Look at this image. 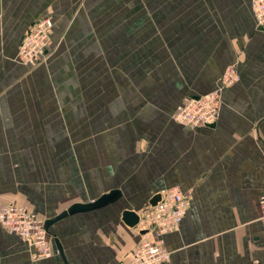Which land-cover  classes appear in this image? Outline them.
Masks as SVG:
<instances>
[{
  "label": "crops",
  "instance_id": "1",
  "mask_svg": "<svg viewBox=\"0 0 264 264\" xmlns=\"http://www.w3.org/2000/svg\"><path fill=\"white\" fill-rule=\"evenodd\" d=\"M0 13L13 35L0 43V205L45 220L120 191L53 222L46 256L0 223V264H126L146 236L121 210L140 214L174 185L190 204L163 234V264H264V27L251 0H0ZM46 14L54 50L34 66L13 59L16 37ZM232 63L239 79L213 125L171 119Z\"/></svg>",
  "mask_w": 264,
  "mask_h": 264
},
{
  "label": "built area",
  "instance_id": "2",
  "mask_svg": "<svg viewBox=\"0 0 264 264\" xmlns=\"http://www.w3.org/2000/svg\"><path fill=\"white\" fill-rule=\"evenodd\" d=\"M251 7L257 26L264 27V0H251ZM50 17H44L30 28L19 45L18 56L23 62H37L48 50ZM239 79L237 64L225 67L216 87L200 95H187L178 102L173 117L188 127L208 125L215 122L221 105L222 90ZM161 199L155 205H148L139 215L137 226L147 229L146 238L135 247L126 264H163L170 257V249L164 244L163 234L177 228L189 207V197L178 185L161 190ZM260 218H264V191L258 196ZM0 223L17 233L28 245L36 249L37 256L50 254L48 231L44 219L34 211L16 202L0 205ZM152 235V238H149Z\"/></svg>",
  "mask_w": 264,
  "mask_h": 264
},
{
  "label": "water",
  "instance_id": "3",
  "mask_svg": "<svg viewBox=\"0 0 264 264\" xmlns=\"http://www.w3.org/2000/svg\"><path fill=\"white\" fill-rule=\"evenodd\" d=\"M213 123L214 122H211L208 125H213ZM119 196H120V191L118 189H112L108 192L101 194L99 197H97L94 200L87 201V202H74L71 205H69L66 209L60 211L54 217L45 219L44 220L45 228L47 229L48 232H50L49 226L53 222L57 221L58 219L66 216L68 214H71V213H75L78 211L90 210V209H93L95 207H99V206L105 205L107 203L113 202ZM160 199H161V193L157 192L150 197L149 204L155 205ZM120 216H121V219L124 221V223H126L130 227L136 226L138 221H139V217H140L139 213L136 210L131 209V208L122 209ZM146 231H147V229H140L141 233L146 232ZM54 241H55L56 247L58 248L59 252L63 255L62 245L56 236H54Z\"/></svg>",
  "mask_w": 264,
  "mask_h": 264
},
{
  "label": "rangeland",
  "instance_id": "4",
  "mask_svg": "<svg viewBox=\"0 0 264 264\" xmlns=\"http://www.w3.org/2000/svg\"><path fill=\"white\" fill-rule=\"evenodd\" d=\"M252 8V7H251ZM147 10L149 9V10H151V8L150 7H147L146 8ZM253 11V10H252ZM151 11H147V13H150ZM163 13H170V11H164ZM0 16H1V13H0ZM44 17H50V19H51V21H52V25H51V28H50V33H49V38H50V40H49V42H48V50H50V52L52 51V50H54V48H55V46H56V44L57 43H59V38L56 36V33H55V24H54V21H53V18H52V16H50V15H41L40 17H35L34 19H32L26 26L27 27H25L24 29L25 30H23L24 32L23 33H21L18 37H16V40H15V42L13 43L14 45H15V51H14V55L12 56V58L13 59H15L16 61H18V62H20V63H23V64H25V65H29V66H34V65H37L41 60H43V59H45V57L47 58V56L49 55L48 54V50H47V53H46V55H45V57L43 58V59H41V60H39V61H37V62H35V63H33V62H23L20 58H19V56H18V50H19V45H20V43L22 42V40L24 39V37H25V35L26 34H28L29 33V31H30V28L31 27H33L34 25H36L41 19H43ZM260 27V26H259ZM261 27H263V26H261ZM12 37H13V35H9L7 32H5V31H3V33H0V43L1 42H4V43H8V42H10L9 44H11L12 43V41H13V39H12ZM18 41V42H17ZM49 52V53H50ZM185 96H187V95H185ZM185 96H183L182 98H181V100L180 101H182V99L185 97ZM222 99V98H221ZM179 101V102H180ZM221 104H222V101H221ZM221 106V105H220ZM221 108V107H220ZM219 112H220V110H219ZM173 113H174V111L171 113V119H173L174 121H176V122H178L177 120H175L174 119V117H173ZM178 123H180V122H178ZM171 187V186H170ZM167 188H169V187H167ZM19 204V203H18ZM189 204H190V202H189ZM26 207V206H25ZM27 208V207H26ZM142 212H143V210H142ZM39 216V215H38ZM41 217V216H40ZM42 218V217H41ZM43 219V218H42ZM149 238H152V235H149Z\"/></svg>",
  "mask_w": 264,
  "mask_h": 264
}]
</instances>
